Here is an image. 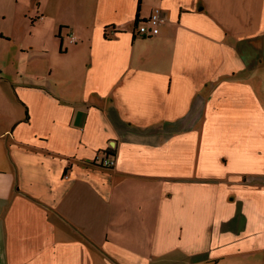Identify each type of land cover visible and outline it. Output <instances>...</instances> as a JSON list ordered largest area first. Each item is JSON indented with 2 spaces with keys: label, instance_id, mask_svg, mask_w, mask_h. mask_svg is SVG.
I'll use <instances>...</instances> for the list:
<instances>
[{
  "label": "crops",
  "instance_id": "1",
  "mask_svg": "<svg viewBox=\"0 0 264 264\" xmlns=\"http://www.w3.org/2000/svg\"><path fill=\"white\" fill-rule=\"evenodd\" d=\"M2 18L46 33L31 73L0 26V264H264V0H0Z\"/></svg>",
  "mask_w": 264,
  "mask_h": 264
},
{
  "label": "rangeland",
  "instance_id": "2",
  "mask_svg": "<svg viewBox=\"0 0 264 264\" xmlns=\"http://www.w3.org/2000/svg\"><path fill=\"white\" fill-rule=\"evenodd\" d=\"M148 16V15H147ZM17 19V18H16ZM18 22V21H17ZM17 22H13V18H7L6 21H3V18L0 19V26L2 27H8L11 28L14 25V41L11 43V47L14 48L12 50L15 53L16 59L20 60V62H23L24 64L29 62L28 66L30 69H28L29 72L34 73L38 70V64L41 62L44 54L40 50L42 47V43L45 39V31L43 28L37 29H27L22 30L20 27L18 28ZM20 26H22V23H20ZM50 41V37L47 39V44ZM24 45L25 47H23ZM49 50H47V53L45 56L47 58H52L51 61H54V49H55V43L52 45V40L48 44ZM54 57V58H53ZM22 64V63H21ZM12 68V72H15Z\"/></svg>",
  "mask_w": 264,
  "mask_h": 264
},
{
  "label": "built area",
  "instance_id": "3",
  "mask_svg": "<svg viewBox=\"0 0 264 264\" xmlns=\"http://www.w3.org/2000/svg\"><path fill=\"white\" fill-rule=\"evenodd\" d=\"M164 21L160 9L155 7L152 9L150 14L144 18L143 21L137 22L136 31L137 35L152 36L157 35L160 31V26ZM71 42L76 40V36L73 33H68ZM95 162L104 167H113L116 164L114 156L103 155L96 157Z\"/></svg>",
  "mask_w": 264,
  "mask_h": 264
},
{
  "label": "trees",
  "instance_id": "4",
  "mask_svg": "<svg viewBox=\"0 0 264 264\" xmlns=\"http://www.w3.org/2000/svg\"><path fill=\"white\" fill-rule=\"evenodd\" d=\"M58 35L60 36V31L58 32ZM105 154H103V155H112V156H114L115 155V152H114V150L113 151H106V152H104ZM66 170V169H65Z\"/></svg>",
  "mask_w": 264,
  "mask_h": 264
}]
</instances>
